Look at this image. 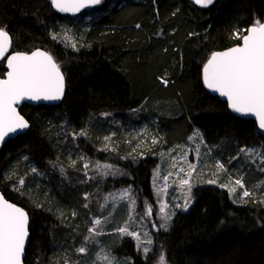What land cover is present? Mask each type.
I'll return each mask as SVG.
<instances>
[{
	"label": "trees",
	"instance_id": "obj_1",
	"mask_svg": "<svg viewBox=\"0 0 264 264\" xmlns=\"http://www.w3.org/2000/svg\"><path fill=\"white\" fill-rule=\"evenodd\" d=\"M95 11L100 15L86 29L75 21L77 16L55 11L51 0H0V28L12 37L10 53L43 48L66 79L59 105L20 108L31 126L0 150V191L30 216L25 264L73 262L74 248L84 238V227L81 232L70 217L72 199L58 202L63 213L54 208V183L49 193L46 189L51 163L67 160L68 147L56 130L64 118L72 129L87 132L79 145L92 158L119 154L122 176L107 182L105 191L109 186H132L149 198L157 155L185 142L195 128L218 148L216 153H222L229 168L241 148L264 145L256 122L234 115L202 80L203 66L213 52L238 45V29L255 19L264 22V0H214L207 8L192 0H105L83 14ZM64 28L73 29L78 50L59 40ZM6 72L5 58L0 77ZM104 114H112L115 122H107ZM144 122L156 126L157 143L151 151L146 141L137 147L138 140L132 138L131 148L129 139H123L133 137ZM111 131V137L120 138L111 143L119 152L99 149ZM98 132L102 137L97 138ZM33 167L45 174L39 185L32 178ZM20 178H26V184L16 191ZM247 200L235 205L227 190L199 187L194 206L179 211L167 231L154 233L147 257L130 237L114 246L113 253L130 258L131 264H157L161 251L167 264H264V204L251 196Z\"/></svg>",
	"mask_w": 264,
	"mask_h": 264
},
{
	"label": "snow or ice",
	"instance_id": "obj_2",
	"mask_svg": "<svg viewBox=\"0 0 264 264\" xmlns=\"http://www.w3.org/2000/svg\"><path fill=\"white\" fill-rule=\"evenodd\" d=\"M103 0H51L52 6L61 13H77L81 9L91 8L101 5ZM195 4L201 8H207L214 3V0H194ZM139 27V25H137ZM246 33V34H245ZM54 40L58 37L53 34ZM234 38L241 41L240 44L221 52H213L210 58L203 66V82L205 86L213 92L219 93L221 97H225L229 108L238 114L252 115L258 122L259 129L264 130V22L255 19L254 22L246 29H238L234 33ZM62 42L66 46H71L74 50L76 43L66 34L62 38ZM12 38L8 31L0 28V61L6 58V78L0 79V143L5 141L6 137L16 134L20 130L29 127L28 122L20 115L17 105L23 101H58L64 95V75L60 65L54 60L53 56L45 51L35 50L33 52H11ZM165 85L167 81L162 79ZM107 115V114H104ZM72 139L76 140L81 136H87V132H73ZM105 145L101 151H115L111 147L109 141L111 137H105ZM190 141L200 140L202 135L199 130H194L189 137ZM152 143H157L153 138ZM139 147V145H138ZM199 153V146L196 149ZM240 152L255 162L259 159L264 164V150L241 148ZM84 174L89 179L95 177L89 176V171L98 173L101 177L109 175H122L119 169L113 164L101 163L99 161L93 164L92 161L86 160L81 156ZM71 165L75 167L77 161L71 160ZM175 166V162L174 165ZM218 168H223L222 164H217ZM196 171L195 165L189 163L187 168L181 167L180 172L184 175L177 181V186L183 194V205L176 204L175 207H183L187 211L192 203V180L193 173ZM264 171V168H261ZM31 172L38 173L33 167ZM63 172V169H61ZM169 175H172L169 173ZM165 186L160 187L156 193L157 199H160L162 193L167 192V177ZM229 181L234 185L229 187L228 184H222L221 187L228 188L229 194L233 195L237 191V187L244 189L240 199L250 197L252 195L243 183V177L233 180L229 177ZM24 178L18 180L16 191H20L24 187ZM207 183H216V180H208ZM109 198L112 203L126 202L129 207L128 222L116 229L121 236H129L137 241V250L142 252L145 257L152 251L154 241L151 234L145 231L142 235L137 231L135 224L136 216L133 215L136 210L137 199L133 195L131 188H125L119 192L109 193L104 197L105 203L100 205L102 209L107 208ZM85 201H89L88 194L84 196ZM260 203L264 204V200ZM88 203L84 204L88 208ZM159 219L162 221L158 226L153 224L154 229L163 228L165 231L174 211L169 212L166 205L160 207ZM73 216L76 215L74 211ZM153 215L152 205L144 204V213L141 219L151 217ZM107 219V217L105 218ZM103 223L101 219H94L92 227L89 228V235L85 237L84 245L76 251L80 254H87L89 249L86 245L94 243L95 237L103 234ZM29 216L21 207L8 202L3 195H0V264H23L26 242L29 237ZM99 264H126L120 262L110 252L103 256L98 255ZM65 264H68L66 261ZM96 264V262H94ZM157 264H167L166 254L161 251Z\"/></svg>",
	"mask_w": 264,
	"mask_h": 264
},
{
	"label": "rangeland",
	"instance_id": "obj_3",
	"mask_svg": "<svg viewBox=\"0 0 264 264\" xmlns=\"http://www.w3.org/2000/svg\"><path fill=\"white\" fill-rule=\"evenodd\" d=\"M104 1L105 0H103L102 4L104 3ZM123 1L124 0H122V2ZM99 15H100V11L90 12L86 15L82 13L80 15H77L75 21H79L83 28L88 29L89 27H91L90 26L91 23L95 19H97ZM72 30H73L72 28L71 29L64 28L63 29L64 34L61 36L59 40L62 42V38L64 37V35L67 34L75 42V38L73 36ZM62 43L65 45L64 42ZM103 119H108L107 122L110 121L112 123L115 122L114 116L112 114L103 115ZM110 128L111 127H109V129ZM56 130L57 133L62 137L65 146L68 147V151L66 153L67 160L63 162L56 160L55 162L51 163L52 173L48 175L51 182H49L48 185H46L47 186L46 189L47 192L49 193V190L53 189L49 187V185L50 183H54V208L56 207L57 209L59 208L58 202H61L64 197L70 198V200L72 199L71 201L73 202L74 207L71 210L70 217L72 220L76 219L77 224L75 222V226L77 225L80 226L81 232H82V226L84 227V233L82 234L84 235V238L82 239L81 244L74 248L75 251L74 253L76 255L75 260L73 262L67 261L68 264H94V262H96V264H99L98 255L103 256L105 253H109V252L113 256H115L118 261L126 262V264H131L132 260L130 258L121 257L113 253L114 246H116L118 243H121L125 239L129 238V236H121V234L116 231L117 228L123 227L128 222V217H129L128 204L126 202L112 203L111 198H109L107 208L102 209L100 205L105 203L104 197L108 196L109 193L119 192L120 190L125 188H131L133 195L137 199L136 210L135 213H133V215L136 216V221L135 224H133V227L137 231H139L141 235L145 231L149 232L151 234L152 240L154 241L153 235L156 231H165L163 228L154 229L152 227L153 224H156L158 226L160 223H162V221L159 219V215H160L159 210L161 205L162 204L166 205L167 210L169 212L174 211L175 213V215L172 217L171 221L168 224L167 230L170 228L178 212L184 211L183 207H175L176 204L183 205L184 203L183 194L181 192V189L177 186V181L180 177H183L184 175L182 172H180V168L181 167L187 168V165L189 163L195 165L196 171L193 173V180H192V184H193L192 203L191 206L188 207L187 211L194 206L195 191L197 188L202 186H217L228 191V188L221 187L220 185L228 184L229 187L234 186L229 181V177H231L233 180L240 179L241 177H243V183L245 185V188L252 193L251 197H254L256 200L257 199L264 200V171H261V168H264V164H261L259 159H256L255 162H253L239 151L238 155L233 159H231V161L229 162V164L232 165V167L229 168L228 165H226L223 162V159L221 158L220 154L222 153L220 154L216 153V150L218 148L214 149L211 145H209L205 141L203 136H202V142L200 140L190 141L189 137L193 134V132L185 142L178 143L168 150L162 152L160 151V154L157 155L158 162L153 169L152 179H151V189H152L151 198L141 194L140 192L138 193L137 190H135V188L132 186H125V187L109 186L108 190L105 191L104 185H106L107 182H109L111 179L117 178V176H122V175H116V176L109 175L107 177H101L98 173L89 171V176L95 177L94 179H89L84 174L83 163L85 161L80 160L79 158L83 156L86 158V160L92 161L93 164L97 161L101 163L113 164L122 173V170L120 169L118 164L119 154L117 153L114 157L106 156V158L103 157L96 159L92 158L93 156L90 153L88 154L84 152V150L79 145V139L82 140L87 136H81L76 140H73L71 134L73 132L78 133L80 131H78L77 129H76L77 131L75 129H72L69 126L67 118H64L60 122ZM194 130H199V129L195 128ZM155 132H156L155 124L150 125L144 122L138 130H135V134H133L134 135L133 137L130 138L128 135H123V139L124 141L129 139L128 143H131L129 144L131 145V148L133 147L132 138L134 139V141L136 139L138 140V143L135 141L136 142L135 145L137 147L138 145L139 146L141 145L140 144L141 141L142 142L146 141V143H149L147 144V146L150 147V151H151L152 148L154 147L152 140L153 138H155L153 136ZM112 134L113 133L111 131V134L105 135V137H111ZM97 135H98L97 138L102 137L101 132H98ZM105 137L103 136V139ZM114 138L116 139L117 137H111V140L109 141L110 144L112 143V139ZM197 145L199 146V153H197L196 151ZM111 147L115 148L113 144H111ZM263 147L264 145L261 143L259 145H253L247 148L263 150ZM99 149L102 148L99 147ZM117 150L118 149H116L115 151ZM71 160L77 161L75 167L71 165L70 163ZM174 162H175V166H173ZM218 163L223 165L222 169L217 167ZM61 169H63V172H61ZM80 173H82L83 176L79 177ZM169 173H171L172 175H169ZM44 176L45 174L43 172L42 173L38 172L37 174L32 175V178L39 185V183L42 182L40 179L43 178ZM164 177L168 178L167 192L162 193L160 199H157L156 196L157 191L159 190L160 187H163L166 184ZM212 179L216 180V183H207L208 180H212ZM245 179H247L251 183V189L253 190L248 189ZM24 181H25L24 183L25 185L26 178H24ZM85 184H87V186H85ZM92 185L94 186L93 188ZM243 190L244 189H240L239 187H237V191L235 194L233 195L229 194L231 201L235 205H242L247 203L248 197L244 199H240ZM55 193L59 194L58 196L59 198H56ZM85 194L89 195L90 197L89 201H85L84 199ZM85 203H88L89 205L88 208L84 207ZM145 203H149L152 205L153 215L151 217L141 219L144 213ZM59 210H61V212L63 213L65 212V208H63V206L59 208ZM74 211L76 212L75 216L72 215ZM106 217L107 219H105ZM97 218L104 221L103 234L95 237L94 243L86 245V247H88L89 249L87 254L78 253L76 250L82 246V243L84 245L85 237L89 235V228L93 226L92 221ZM75 229L78 230L77 227ZM132 239L137 244V241L134 238ZM142 255L144 256L143 253Z\"/></svg>",
	"mask_w": 264,
	"mask_h": 264
},
{
	"label": "water",
	"instance_id": "obj_4",
	"mask_svg": "<svg viewBox=\"0 0 264 264\" xmlns=\"http://www.w3.org/2000/svg\"><path fill=\"white\" fill-rule=\"evenodd\" d=\"M193 2H194V0H192ZM195 3V2H194ZM197 5V4H196ZM100 5H98V6H95V7H91V8H84V9H81L79 12H77V13H75V14H73V13H71V12H69V13H61V12H58L54 7V9H55V11H57L60 15H64V16H77V15H80V14H82L83 12H86V11H91V10H93V9H95V8H97V7H99ZM199 6V5H198ZM11 36V35H10ZM12 38V37H11ZM241 43V42H240ZM239 43V44H240ZM236 46V45H235ZM233 47V46H232ZM231 47H229V48H226V49H224V50H219V51H216V52H221V51H225V50H228V49H230ZM35 50H41V51H45V52H47L48 54H50L48 51H46L45 49H43V48H36V49H34L33 51H35ZM33 51H30V52H26V53H31V52H33ZM19 52H24V51H19ZM9 54H11L10 52H9ZM51 55V54H50ZM54 58V57H53ZM55 60V59H54ZM56 61V60H55ZM7 67V66H6ZM62 71V70H61ZM62 73H63V71H62ZM63 75H64V73H63ZM3 78H6V73H5V75H4V77H0V79H3ZM202 80H203V69H202ZM64 82H65V87H64V95H65V90H66V79H65V75H64ZM204 83V82H203ZM204 86H205V84H204ZM205 88L207 89V91L211 94V95H213V96H216V97H219L221 100H223V101H225L226 103H227V105H228V102H227V99L225 98V97H221L220 95H219V93H216V92H213V91H211L210 89H208L206 86H205ZM64 95H63V97L60 99V100H58V101H23V102H21L19 105H17V110L19 111V113H20V115H22L23 117H24V119L28 122V124H29V127L27 128V129H24V130H20V131H18L16 134H13V135H10L9 137H6L5 138V141L3 142V143H0V150H1V148L5 145V143L9 140V139H14V138H16V137H18L19 135H22V134H24V133H26L28 130H29V128H30V126H31V124H30V121L21 113V111H20V108L23 106V105H25V104H28V105H32V106H39V105H50V106H56V105H59L60 103H61V101L63 100V98H64ZM229 107V106H228ZM230 109V108H229ZM230 111L234 114V115H236L237 117H240V118H243V119H249V120H253V121H255L256 122V125H257V129H258V131H259V133L264 137V130H261V129H259V126H258V122H257V120H256V118L254 117V116H252V115H242V114H238V113H235V112H233L231 109H230ZM0 195H3V197L8 201V202H10V203H13V204H15L16 206H18V207H21L20 205H18V204H16V203H14V202H12V201H10V200H8L5 196H4V194L0 191ZM21 208H23V207H21ZM24 209V208H23ZM25 210V209H24ZM26 211V210H25ZM27 212V211H26ZM28 213V212H27ZM28 216H29V214H28ZM29 228H30V216H29ZM28 231H29V229H28ZM29 238H30V231H29V237H28V241L26 242V247H25V253H24V257H23V264H25V256H26V250H27V247H28V244H29Z\"/></svg>",
	"mask_w": 264,
	"mask_h": 264
}]
</instances>
